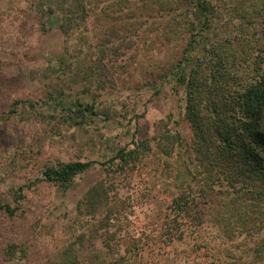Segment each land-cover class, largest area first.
<instances>
[{
  "label": "rangeland",
  "instance_id": "rangeland-1",
  "mask_svg": "<svg viewBox=\"0 0 264 264\" xmlns=\"http://www.w3.org/2000/svg\"><path fill=\"white\" fill-rule=\"evenodd\" d=\"M81 1L87 13L67 29L59 0H0V204L14 209H0V264H61L69 247L80 264H224V247L243 256L250 237L230 244L208 221L193 232L197 215L217 214L230 196L179 211L175 199L196 192L195 171L185 149L165 152L163 134L191 136L186 86L170 73L188 45L189 20L206 28L193 11L170 15L148 0ZM214 3L210 37L235 34L234 0ZM247 26L262 30L264 15ZM77 102L97 114L67 118ZM146 138L151 149L139 161L107 169L119 149ZM77 160L95 163L70 188L44 179L47 166ZM97 182L109 199L89 213L81 200ZM12 242L25 253L10 258Z\"/></svg>",
  "mask_w": 264,
  "mask_h": 264
},
{
  "label": "trees",
  "instance_id": "trees-1",
  "mask_svg": "<svg viewBox=\"0 0 264 264\" xmlns=\"http://www.w3.org/2000/svg\"><path fill=\"white\" fill-rule=\"evenodd\" d=\"M148 1L170 15L184 11L185 16L193 11L199 24L206 28L196 30V22L189 20L188 45L183 58L170 73L186 86L184 117L191 136L186 141L179 133L163 134L167 141L165 152L171 154L176 147L185 149L197 180L195 193H182L175 199L177 209L184 211L197 198L208 203L228 194V206L222 205L217 214L196 216L193 232L200 235L208 221L217 228L220 238L230 244L237 238L245 241L250 237V246L243 256H237L233 252L235 248L224 247L231 251H224L225 259L230 261L229 264H264V28L258 31L247 26L264 15V0H257L245 9L239 6L244 0H234L233 10L240 18L236 33L227 31L214 37H210L209 30L220 14L214 0ZM59 3L67 29L74 22L80 23L87 13L84 1L59 0ZM60 67L66 66L53 64L51 68ZM64 111L72 120L97 114L94 105L80 102L69 105ZM75 123L81 124V121ZM150 149L148 138L135 142L132 147H123L115 155L118 159L116 167L107 169L124 170ZM94 163L81 160L57 162L44 169L43 177L68 189L74 184L75 177ZM109 192L105 182H97L85 192L81 205L89 213H95L107 204ZM0 209L11 215L14 213L8 204H0ZM173 222L170 229H175L178 219L174 218ZM183 231L178 239L183 238ZM21 253H25L24 248L14 242L8 244L6 254L10 258ZM65 254L68 259L61 264L81 263L72 248H67ZM226 260L224 264H228Z\"/></svg>",
  "mask_w": 264,
  "mask_h": 264
}]
</instances>
